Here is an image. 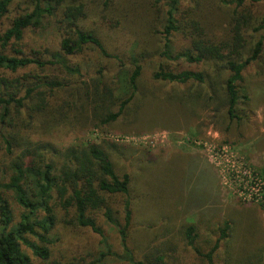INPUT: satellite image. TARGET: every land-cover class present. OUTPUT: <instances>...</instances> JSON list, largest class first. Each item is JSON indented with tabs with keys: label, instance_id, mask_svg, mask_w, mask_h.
Returning a JSON list of instances; mask_svg holds the SVG:
<instances>
[{
	"label": "trees",
	"instance_id": "1",
	"mask_svg": "<svg viewBox=\"0 0 264 264\" xmlns=\"http://www.w3.org/2000/svg\"><path fill=\"white\" fill-rule=\"evenodd\" d=\"M88 1L0 0V264H102L108 257L126 264H169L161 248L136 259L128 247V173H117L105 150L90 139L52 140L54 132L76 123L98 127L115 120L136 90L140 55L130 56L127 65L120 62L94 30L78 23ZM113 1L101 0L102 11ZM155 1L166 6L159 54L177 65H159L152 77L203 85L204 90L189 94L191 99L204 107L214 102L220 117L239 121L238 105L248 99L242 71L264 56V0H213L231 6L227 25L217 36L201 25L195 12L199 0L183 10L181 0ZM255 5L262 7L261 13L250 8ZM50 24L59 32L57 50L25 45L26 30ZM248 31L257 38L247 41ZM172 33L181 35L183 44L177 49ZM85 46L119 61L114 86L102 67L88 74L71 61ZM180 62L200 69L182 68ZM99 215L115 229L119 252L97 224ZM183 223L179 230L185 244L207 264H215L214 253L230 225L223 221L213 243L202 251L195 243L194 224ZM66 227L89 230L97 237L98 250L65 261L55 258L54 235Z\"/></svg>",
	"mask_w": 264,
	"mask_h": 264
},
{
	"label": "rangeland",
	"instance_id": "2",
	"mask_svg": "<svg viewBox=\"0 0 264 264\" xmlns=\"http://www.w3.org/2000/svg\"><path fill=\"white\" fill-rule=\"evenodd\" d=\"M195 1L198 0H181L179 8L183 10ZM101 8V0L88 1L85 15L78 23L94 30L105 50L118 56L120 62L127 65L130 56L140 55L135 93L108 124L93 127L76 123L54 132L52 140L60 143L83 137L90 139L105 150L117 173H128L131 214L128 247L133 249L136 259L146 251L161 248L169 264H207L185 244L179 226L185 221L194 224L195 243L205 251L217 237V227L225 221L230 229L214 253L215 264H261L264 260V56L263 60L250 62L242 71L248 99L238 105L241 119L228 122L213 110L214 102L204 107L191 99L189 94L204 90L203 85L170 83L152 77L159 65L169 68L177 65L159 54L164 3L114 0L105 10ZM230 8L213 0H199L195 12L206 32L217 36L227 25ZM250 8L257 13L262 10L256 5ZM257 36L256 32L248 31L246 39L251 42ZM171 40L173 48L181 46L180 34L172 33ZM23 41L27 47L57 50L59 32L50 24L41 30H26ZM70 59L80 63L82 71L88 74L97 66L102 67L109 86L115 85L117 59L101 56L89 46ZM178 66L200 69L198 65L183 62ZM116 108V105L111 107V111ZM111 143L115 144L114 149L110 148ZM120 199L118 196L114 203ZM96 220L112 249L119 252L115 229L100 215ZM54 238L52 255L61 261L98 250L97 237L87 229L57 228ZM102 264L126 262L108 257Z\"/></svg>",
	"mask_w": 264,
	"mask_h": 264
}]
</instances>
